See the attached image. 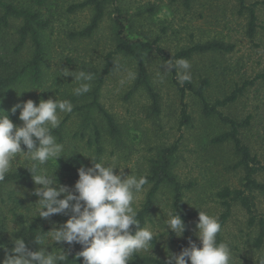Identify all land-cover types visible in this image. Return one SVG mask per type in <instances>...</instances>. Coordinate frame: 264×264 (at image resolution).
I'll use <instances>...</instances> for the list:
<instances>
[{
    "label": "rangeland",
    "instance_id": "obj_1",
    "mask_svg": "<svg viewBox=\"0 0 264 264\" xmlns=\"http://www.w3.org/2000/svg\"><path fill=\"white\" fill-rule=\"evenodd\" d=\"M14 1L27 5L34 0ZM79 1L83 0H68ZM245 1L247 4L259 3L258 31L254 38L246 33L247 19L239 12L237 0H191L190 6L184 0H117L108 7L104 21L89 39H73L70 33L89 23L93 14L91 8L58 14L53 29L46 33L48 52L44 63V85H35L25 76L6 93L4 110L15 125L22 126L19 109L15 113L16 117L10 111L17 102L32 99L38 104L41 99L49 97L70 100L71 95L65 94L64 88L67 83L77 81L70 75L64 76L62 72L68 68L75 74L82 63L102 66L106 52L114 48V8L118 5L125 16L131 18V22H127V33L131 37L159 38V44L168 53L211 38H221L235 45L234 51L230 53L209 52L193 56L188 60L191 63L190 71L192 79L210 77L212 85L207 95L211 102L222 99L236 86L252 82L237 101L222 108V111L238 120L252 116L250 124L242 129V138L264 164V78L258 77L264 74V0ZM20 24V20H12L8 28L0 31V71L5 64H16L17 68L32 55L33 48L29 42L16 56L11 53L18 41L17 28ZM145 56L151 71V83L160 96L158 109L153 107L147 89L144 86L136 87L137 61L118 55L115 70L106 79L98 100L113 116L119 133H112L107 119L97 109L90 113L84 109L61 114V121L70 115L62 134L56 136L57 141L65 145V155L57 161L50 160L43 167L50 172L55 169L54 175L59 183L74 189L75 179L68 177L61 164V159L71 153L81 156L84 167L93 166V162L83 154L94 155L98 161L101 157L115 158L120 167L124 166L126 175L139 176L147 173L150 160L159 158L163 147L175 145L177 149L172 173L184 186L181 206L183 213L190 216V222L182 237H176L170 230L160 233L153 241L150 252L137 254L167 258L169 252L179 253L182 248L188 247L189 239L201 246L196 236L199 211L220 219L226 209L215 196L216 192L226 186L242 187L244 172L235 167L238 159L230 144L211 142L213 136L229 127L217 118L204 117L200 101L190 93L185 97V102L193 121L181 126V95L174 73H161L162 81L157 75L160 70H165L166 65L163 63L168 61L156 51ZM129 73H134V78H130ZM20 91L23 92L17 95ZM79 97L82 99L78 101L80 104L90 102L83 96ZM72 104L75 107L76 104ZM96 125L102 134L99 142L95 134ZM30 163L20 157L13 164L12 171L25 169L24 166H30ZM115 171L119 172V168ZM256 178L264 182V170ZM36 187L39 185L34 183L32 176L29 181L19 180L0 185V245L6 246L9 251L14 246L15 237L7 230L13 231V227H17L15 211L24 212L29 222L39 218L40 229L44 233L58 228L71 215L69 212L47 219L37 215L30 219L38 207L35 202L39 198L33 194ZM145 188L146 191L135 205L138 210L142 208L151 185ZM253 200L254 214L258 218L264 216V194L254 192ZM169 209H175L174 190L170 184H163L155 196L145 226L164 232V214ZM250 217L251 214L240 203H234L222 228L221 241L231 247L232 264H264V240L258 245L259 227L250 224ZM58 244L53 242L51 245ZM4 258L5 248L0 247V264Z\"/></svg>",
    "mask_w": 264,
    "mask_h": 264
},
{
    "label": "clouds",
    "instance_id": "obj_2",
    "mask_svg": "<svg viewBox=\"0 0 264 264\" xmlns=\"http://www.w3.org/2000/svg\"><path fill=\"white\" fill-rule=\"evenodd\" d=\"M163 64L165 70L157 73L161 81V73L172 72L173 68L181 85L191 81V63L187 59L174 62L169 59ZM62 74L70 75L78 82L73 89L74 95L81 96L91 90L94 79L91 73L80 70L74 74L65 68ZM134 76L129 73L130 78ZM73 107L70 100L57 97L41 99L38 104L32 99L17 102L10 111L15 114L19 109L22 126L15 125L8 113L0 108V182L12 171L13 164L23 157L31 162L30 166L24 167L39 185L33 192L39 198L35 202L38 207L30 219L37 215L47 219L71 213L58 228L39 232L33 238L37 245L44 246L38 250L29 248L23 237L13 240L10 251L0 245L5 248L2 264H66L68 256L64 250H46L53 242L81 245L82 250L76 256L83 258V264H130L138 253L150 252L160 233L170 230L176 237H182L186 231L187 226L177 209H169L164 214V232H157L150 226L141 227L135 205L146 191L148 177L126 175L124 166L120 167L115 158L101 157L98 161L94 155L83 154L92 160L93 166L78 169L79 178L74 189L59 183L54 175L55 169L50 172L43 167L50 160L57 161L65 155V145L57 141L53 130L60 126L61 114L72 113ZM117 168L119 172L115 171ZM196 229L201 246L189 239V246L179 253L169 252L165 264H232L230 245L217 239L222 231L218 217L199 211ZM7 231L14 233L15 227L13 231Z\"/></svg>",
    "mask_w": 264,
    "mask_h": 264
},
{
    "label": "trees",
    "instance_id": "obj_3",
    "mask_svg": "<svg viewBox=\"0 0 264 264\" xmlns=\"http://www.w3.org/2000/svg\"><path fill=\"white\" fill-rule=\"evenodd\" d=\"M117 0H83L79 2H68V0H34L30 4H18L14 0H0V31L8 28L11 25L12 20H20L21 24L17 28V42H15L12 54L16 56V53L21 51L25 45L29 42L33 48L31 57L25 64H19L16 68V64L7 65L2 67L0 71V108L4 110L3 101L6 93L21 80L27 76L29 80L35 85H44L45 80V58L48 52L46 33L53 29L55 17L58 14L64 13H76L85 8H91L93 11L92 17L89 23L80 30L70 33V36L79 39L92 38L95 32L99 29L100 25L104 21L107 15V9L110 5L115 4ZM239 12L245 15L247 19L246 33L250 38H254L258 31V15L257 6L258 2L247 4L245 0H237ZM187 6H190L191 0H184ZM43 9H46L44 11ZM115 36H114V48L106 52L102 66H96L94 64L82 63L78 68V72L83 70L93 75L94 79L91 81V90L83 94L86 99H89V103L85 102L81 104L78 102L81 97L73 94V89L78 86V82L67 83L64 88V93L71 95L70 101L75 105L73 110L82 111L84 109L87 113L97 109L107 119L108 127L113 134L119 133L117 124L113 116L108 113L103 106L99 103V95L101 88L103 87L106 79L113 73L116 67L117 56L123 55L137 61V77L136 87L144 86L150 97L153 100V107L158 109L160 96L154 89L151 83V71L147 65L146 53L156 51L163 57L165 61L172 59L174 62L178 59H191L195 55L206 54L209 52L230 53L235 49V45L231 42H227L221 38H211L207 40H199L192 45L183 46L175 53L166 52L159 44V38L150 40L148 38L131 37L128 33L127 22H131V18L126 17L123 13V9L115 5ZM58 19V18H57ZM174 73L175 82L177 83L181 95V126L189 125L193 121L192 115L189 113L188 105L185 102V97L188 93L198 98L201 103L202 115L206 118H217L219 121L227 125L229 128L219 132L211 138V142L214 144H230L234 154L237 156L236 168H240L244 172L242 187L231 188L229 186L223 187L218 190L215 196L222 202L226 209L220 216V223L223 226L227 222L230 211L234 203H240L249 214L250 224L257 225L259 227V234L257 238L258 245L264 240V216L258 218L253 212L254 207V192L264 194V182L259 181L256 175L264 170V164L259 160L256 154H253L251 147L245 143L242 138V129L250 124L252 116L246 117L244 120H238L231 116L226 115L222 108L228 106L238 100V98L244 93L249 83L243 84V86H236L230 93L225 94L222 99H217L215 102H211L208 98V88L212 85L209 76L200 77L197 79H191L190 82H185L181 85L176 79L175 69H172ZM77 72V73H78ZM258 77L264 78V74H260ZM55 99V98H53ZM46 100V99H45ZM14 117L16 115L14 114ZM68 115L65 120L61 121L58 128L53 130L54 136L62 134L64 125L69 119ZM13 120H16L13 118ZM99 127L95 126V134L98 142L102 138ZM22 147H24L22 145ZM176 146L163 147L159 152V158L151 159L147 173L149 184L151 188L146 196V200L141 209L137 219L140 221L141 227L146 224L149 210L151 209L155 196L160 190L163 184H170L174 190V207L178 213L182 215L185 220L186 226L190 222V216L185 215L182 211V197L184 186L177 180L176 176L172 173L174 155L176 153ZM26 150V149H25ZM62 170L66 171L68 177L78 180V169L82 166L83 160L78 153H71L61 159ZM31 173L27 168L21 170L10 171L3 183H14L19 180L29 181ZM148 184V185H149ZM147 186V185H146ZM16 229L14 234L15 238L23 237L27 246L33 250H38L41 245H37L33 238L42 232L40 229V219L36 218L29 222L24 212H14ZM135 226H133V230ZM222 232V231H221ZM218 241H221V233L217 236ZM62 249L67 253L68 260L66 264H83V258H77L76 254L82 250V246L79 244L68 245L66 243H60L57 245L47 246V251H58ZM167 258H157L150 255H137L130 262V264H165Z\"/></svg>",
    "mask_w": 264,
    "mask_h": 264
}]
</instances>
